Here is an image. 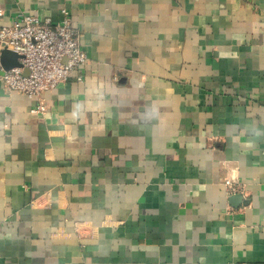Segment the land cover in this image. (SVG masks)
<instances>
[{"label": "crops", "instance_id": "1", "mask_svg": "<svg viewBox=\"0 0 264 264\" xmlns=\"http://www.w3.org/2000/svg\"><path fill=\"white\" fill-rule=\"evenodd\" d=\"M0 8L67 10L88 55L41 98L0 85V264L264 263V0Z\"/></svg>", "mask_w": 264, "mask_h": 264}, {"label": "built area", "instance_id": "2", "mask_svg": "<svg viewBox=\"0 0 264 264\" xmlns=\"http://www.w3.org/2000/svg\"><path fill=\"white\" fill-rule=\"evenodd\" d=\"M62 12L63 17L58 22L49 17L42 19L38 15L20 13L10 25L0 28V71L4 70L2 49L8 48L20 55L21 66L0 73V85L8 92L41 98L46 91L68 81L86 64L88 55L80 45V32L69 12L65 9ZM34 110L43 111L45 105L40 104ZM227 184L232 185L230 181Z\"/></svg>", "mask_w": 264, "mask_h": 264}, {"label": "water", "instance_id": "3", "mask_svg": "<svg viewBox=\"0 0 264 264\" xmlns=\"http://www.w3.org/2000/svg\"><path fill=\"white\" fill-rule=\"evenodd\" d=\"M20 55L8 48L2 49L1 54V64L3 66L4 70H9L16 66H21V63L19 61ZM4 70H1L0 73L3 74ZM28 71L26 70V73ZM243 201L242 195L240 193H236L230 197V203L233 206H236L237 204H240Z\"/></svg>", "mask_w": 264, "mask_h": 264}]
</instances>
